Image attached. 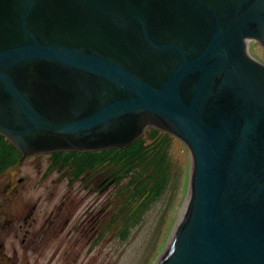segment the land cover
<instances>
[{
	"label": "water",
	"instance_id": "water-1",
	"mask_svg": "<svg viewBox=\"0 0 264 264\" xmlns=\"http://www.w3.org/2000/svg\"><path fill=\"white\" fill-rule=\"evenodd\" d=\"M264 0H0V135L24 156L191 150L190 202L157 264H264Z\"/></svg>",
	"mask_w": 264,
	"mask_h": 264
},
{
	"label": "rangeland",
	"instance_id": "rangeland-1",
	"mask_svg": "<svg viewBox=\"0 0 264 264\" xmlns=\"http://www.w3.org/2000/svg\"><path fill=\"white\" fill-rule=\"evenodd\" d=\"M248 52L264 62V46L260 42L252 41ZM170 157L172 178L163 196L151 204L142 221L122 239L120 232L117 235L116 230H105L119 186L99 190L94 184L86 186L81 179L72 183L57 171L45 176L48 156L30 155L0 178V224L5 225L8 217L19 218L25 209L36 206L32 218L37 219L35 227L40 229L67 196L74 200L73 208L62 221L61 233L46 240L40 249L23 246L22 234L19 232L16 237V226L8 237V228L3 231L0 246L5 245L10 257L17 255V264H157L174 238L180 210L194 183L191 150L177 136L173 138ZM21 178L24 181L19 191L10 198L9 187L18 185ZM0 264H7L1 261V252Z\"/></svg>",
	"mask_w": 264,
	"mask_h": 264
},
{
	"label": "trees",
	"instance_id": "trees-1",
	"mask_svg": "<svg viewBox=\"0 0 264 264\" xmlns=\"http://www.w3.org/2000/svg\"><path fill=\"white\" fill-rule=\"evenodd\" d=\"M173 138L171 133L150 128L123 150L47 154L49 167L45 176L57 171L69 177L72 183L80 179L86 186L98 187L100 183L99 190L119 186L105 230H116L117 235L120 232V237L126 239L170 183ZM22 162V154L0 135V178Z\"/></svg>",
	"mask_w": 264,
	"mask_h": 264
},
{
	"label": "flooded vegetation",
	"instance_id": "flooded-vegetation-1",
	"mask_svg": "<svg viewBox=\"0 0 264 264\" xmlns=\"http://www.w3.org/2000/svg\"><path fill=\"white\" fill-rule=\"evenodd\" d=\"M25 160V159H24ZM15 167H11L10 169H13ZM9 169V170H10ZM24 179L21 178L18 180V185L14 184L9 187V192H12L10 194L11 196H15L17 192L19 191L21 184L23 183ZM100 183L99 186L100 187ZM74 200H71L68 196L65 200H63L60 204V206H57L56 213L51 212L49 215V218L45 221V223L41 226L40 229H36L35 225L37 223V219L32 218L33 213L36 209V206L32 207L31 209H25L22 213L19 214V218L15 217H8L7 222L4 224H0V237L2 236L3 231L7 229L6 237L9 236V232H11L15 226L18 233L16 234V237L19 236V234H22V238L20 240V243L23 246H27L28 249L37 250L40 249V246L42 244L46 243L45 241H50L56 236L61 233L63 228H61L62 221L66 217V215L70 212L71 207L73 208ZM29 208V207H28ZM18 223V225H16ZM20 232V233H19ZM3 239V238H2ZM16 251V248L14 249ZM0 252H1V261L5 262L7 264H17L16 258L17 255H14L13 257H10L7 255V252L5 250V245L0 246Z\"/></svg>",
	"mask_w": 264,
	"mask_h": 264
},
{
	"label": "bare ground",
	"instance_id": "bare-ground-1",
	"mask_svg": "<svg viewBox=\"0 0 264 264\" xmlns=\"http://www.w3.org/2000/svg\"><path fill=\"white\" fill-rule=\"evenodd\" d=\"M252 41H248V45L251 44ZM260 61V60H259ZM264 63V62H262ZM191 195V191L189 192V194H187L186 196V200L184 202V206L181 208L180 210V213H179V218H178V226L180 224V222L182 221V219L184 218V215H185V212H186V209H187V206H188V202H189V196ZM177 226V228H178Z\"/></svg>",
	"mask_w": 264,
	"mask_h": 264
}]
</instances>
